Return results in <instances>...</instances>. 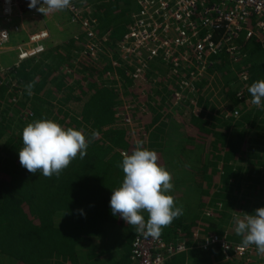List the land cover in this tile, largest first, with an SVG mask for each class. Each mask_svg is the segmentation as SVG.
Instances as JSON below:
<instances>
[{"label": "trees", "instance_id": "16d2710c", "mask_svg": "<svg viewBox=\"0 0 264 264\" xmlns=\"http://www.w3.org/2000/svg\"><path fill=\"white\" fill-rule=\"evenodd\" d=\"M77 1L89 7L106 45L127 33L129 0ZM20 3L22 11L31 10L28 0ZM81 32L75 36L81 38ZM77 46L74 36L46 44L41 54L0 75V264H94L101 256L96 248L114 230L124 235L104 251L107 258L111 264H133L137 227L113 216L109 199L123 179L122 154L135 150L137 137L120 125L123 101L109 84L107 59L102 53L79 57ZM240 53L234 61L226 55L214 60L207 70L213 78L195 82L198 98L187 103L185 117L166 112L167 98L166 103L154 99L160 93L171 96L167 84L172 82L150 87L134 81L128 69L118 70L122 94L130 93L126 101L135 104L131 116L141 117L144 126L139 144L154 150L158 165L171 174L169 195L183 210L159 237L165 242L178 237L189 249L164 264H264L258 258L224 260L219 244L197 247L202 237L223 232L241 243L234 217L264 207V107L253 104L248 92L254 81L264 80V51L250 40L240 41ZM41 118L80 130L90 141L87 155H78L59 176L29 173L18 160L22 128ZM206 208L210 216L202 214ZM141 214L147 220L148 213Z\"/></svg>", "mask_w": 264, "mask_h": 264}, {"label": "built area", "instance_id": "2783aa9c", "mask_svg": "<svg viewBox=\"0 0 264 264\" xmlns=\"http://www.w3.org/2000/svg\"><path fill=\"white\" fill-rule=\"evenodd\" d=\"M132 1L137 9L131 11L132 22L127 33L108 45L106 37L97 33L95 20L89 15L86 3L71 0L70 7L66 9L71 20L77 22L82 30L81 38L74 36L79 47L78 56L94 58L102 53L111 67L107 72L109 84L118 88L120 95L119 69H128L134 81H145L151 87L162 80L153 73L165 69L174 79L171 99L176 101L184 93L192 92L195 82L213 78L207 70L214 66V60L225 55L230 61L240 59V41L255 40L264 51V0ZM20 5V0H0V56L6 49L10 50L11 34L22 29L18 20L22 19L25 11L20 9ZM49 38L47 28L27 34L25 41L13 47L17 60L41 54ZM240 80L244 88L246 75L240 76ZM154 96L159 103H166L164 93ZM128 103L123 102L120 125L132 133L138 122L131 116L135 104ZM202 214L210 216L211 211L206 208ZM201 239L197 247L204 249L219 244L224 260L237 258L251 262L258 258L264 263V254H258L254 245L244 247L242 243L231 240L227 232ZM188 249L178 237L165 242L160 237L153 238L137 231L131 244L130 260L133 264H164L167 257Z\"/></svg>", "mask_w": 264, "mask_h": 264}, {"label": "clouds", "instance_id": "9594fccd", "mask_svg": "<svg viewBox=\"0 0 264 264\" xmlns=\"http://www.w3.org/2000/svg\"><path fill=\"white\" fill-rule=\"evenodd\" d=\"M71 5V0H28V8L46 14L63 11ZM33 84L26 86L32 95ZM252 103L264 107V80L254 81L248 88ZM22 148L18 150V160L29 173L45 177L59 176L73 159L87 155L89 140L80 131L64 128L51 119H36L21 130ZM96 133H93V137ZM158 156L138 144L134 151L122 154L119 164L123 172L120 186L111 190L109 207L111 214L147 236L158 238L162 229L183 214L175 206L174 198L169 195L174 185L171 174L158 165ZM148 213L145 220L141 214ZM83 215V210H80ZM234 230L241 236L244 247L254 245L258 254H264V207L253 213H245L243 218L234 217Z\"/></svg>", "mask_w": 264, "mask_h": 264}, {"label": "rangeland", "instance_id": "374dc122", "mask_svg": "<svg viewBox=\"0 0 264 264\" xmlns=\"http://www.w3.org/2000/svg\"><path fill=\"white\" fill-rule=\"evenodd\" d=\"M129 2L131 4V11H132L135 9L136 6L135 4H133L132 0H129ZM18 24H20V26L22 27L20 32H18L21 34L16 35L17 37H14V38L12 36L10 37V41H9L10 50L6 49L0 56V75H2L3 72H7L18 61L17 53L15 50H13L14 49L13 47L25 41L27 34L34 32L36 30H39L40 28H47L50 32V38L47 41L48 42L47 44L52 45L54 43L62 42L63 40L68 39L72 36H75L81 32L80 25L77 22L71 20L66 9L63 11H53L50 13L42 14L36 11L35 8H33L32 10L28 11L26 14L23 13V17L22 19L20 18L18 20ZM18 33H12V34H18ZM96 57L99 58L100 55H97ZM153 74L157 78L162 77L161 82H167V83L172 82L171 84L170 83L167 84L168 89L169 90L171 89L170 92L172 93V88L175 83H174V79L172 78L171 74L165 69H159L158 71H156V73H153ZM137 83L141 84V83H146V82L143 81V82H137ZM130 96H131L130 93L127 92L125 93V95L121 94V99L123 102H127L126 99L130 101ZM166 97L169 103V108L166 109V112L168 111L169 113L177 112V114L175 115L178 116L179 114L180 116L185 117L187 115V103L189 101H192V99L194 98L197 99L198 95H195L194 91L190 93H184L182 98L176 101H173L170 95ZM140 99L142 98L140 97L136 98L137 101H140ZM80 106H81V103L77 105H73L72 108L73 110H79ZM219 107H222V106H219ZM174 110L175 112H173ZM136 117H137L136 121L138 122V126H137V129L132 133L136 135L137 142L139 144L140 141L138 138L142 137V134L144 135L145 131H144V126L142 125V122H141L142 120L141 117H139L138 115H136ZM120 122H121V119H120ZM137 132H139V134H137ZM2 176H3V173L0 172V177ZM230 225L231 224H229V226ZM229 226L227 225L226 228H228ZM123 235L124 233L117 232V230H114L112 235H110V237L102 243L101 247L96 248V252L100 253L101 256L98 259L94 260V264H111V261L107 258L108 256L106 252L104 251H107V249L114 243V241H117V244H119L120 239ZM101 249H103V251Z\"/></svg>", "mask_w": 264, "mask_h": 264}, {"label": "crops", "instance_id": "0c3cea01", "mask_svg": "<svg viewBox=\"0 0 264 264\" xmlns=\"http://www.w3.org/2000/svg\"><path fill=\"white\" fill-rule=\"evenodd\" d=\"M27 12H25L26 14ZM15 33V32H14ZM21 33H18V34H12L11 36L14 38V37H17L16 35H20ZM48 43V42H47ZM11 54V53H10Z\"/></svg>", "mask_w": 264, "mask_h": 264}]
</instances>
